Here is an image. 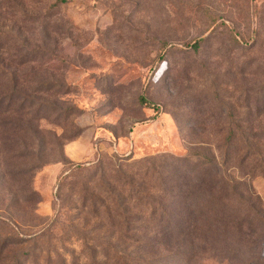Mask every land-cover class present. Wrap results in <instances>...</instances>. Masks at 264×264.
<instances>
[{
  "label": "rangeland",
  "instance_id": "obj_1",
  "mask_svg": "<svg viewBox=\"0 0 264 264\" xmlns=\"http://www.w3.org/2000/svg\"><path fill=\"white\" fill-rule=\"evenodd\" d=\"M0 113V264H264V0H0Z\"/></svg>",
  "mask_w": 264,
  "mask_h": 264
},
{
  "label": "trees",
  "instance_id": "obj_2",
  "mask_svg": "<svg viewBox=\"0 0 264 264\" xmlns=\"http://www.w3.org/2000/svg\"><path fill=\"white\" fill-rule=\"evenodd\" d=\"M8 110H7V112H8ZM11 111L10 112L12 114L18 113V111H13V110H11ZM0 114H2V113H0ZM224 191L229 192V195L231 194L229 197H233L235 199H238V198L240 199L238 201V204L242 208H239V211L246 212L247 214H254L257 219H260L261 224L264 226V213H263L261 203H260V201H258V197L257 198L251 197L252 191L250 189L243 188L240 184H237V182L236 183L227 182V184H225V185L223 184L222 186H220V185L216 186V192L217 193L224 192ZM224 197L226 198V195H224V196L221 195L219 197V201H214L213 206H211L209 208V212H208V214L211 218V225L217 226V228H220L219 226L222 227V220L220 219L222 217V214L219 213V211H220V208L222 207V202L220 200ZM201 216H204V213ZM8 218H9V220H12L11 217H8ZM203 220L205 221V219H203ZM171 222H172V224H174L173 231H181L180 233H182V231H183L182 224L184 222H193V223L196 222L197 223V220H195L193 218L184 220L182 215H179L176 219H174V220L172 219ZM248 224H249L250 228H252L253 221H249ZM190 225H192V224H190ZM211 232L213 234V232H216V231H210L209 233H211ZM152 233H153V231H151L150 233H145V235H144V237H142V239L135 241L137 244H139L138 246L135 247V246L131 245V246H127L124 249L123 257H122L124 264H150L149 261L152 258L151 256L153 255V251H151L147 248L154 246V241L152 240L153 236H151ZM159 233H161V234L163 233V235H165V231H161ZM172 233L174 234V232H172ZM257 233L258 232H256V231H245V232H243V234L240 235V240L244 239L243 241L245 243H247V245H248L247 246L248 248H246L247 251L245 252L248 255L253 252V250L249 248V245L257 242L256 239L259 237V236L255 235ZM173 234H170L169 240L173 239ZM250 236H252L251 239H250Z\"/></svg>",
  "mask_w": 264,
  "mask_h": 264
}]
</instances>
